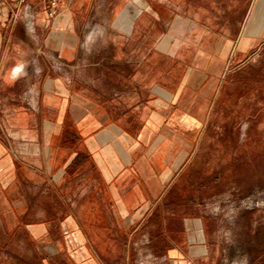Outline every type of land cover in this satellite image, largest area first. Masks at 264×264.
I'll use <instances>...</instances> for the list:
<instances>
[{
  "label": "crops",
  "instance_id": "1",
  "mask_svg": "<svg viewBox=\"0 0 264 264\" xmlns=\"http://www.w3.org/2000/svg\"><path fill=\"white\" fill-rule=\"evenodd\" d=\"M182 5L0 9V264H197L170 193L199 187L202 144L224 160L246 142L249 127L229 141L247 99L229 80L264 29L246 33L243 9L229 35L208 23L213 2Z\"/></svg>",
  "mask_w": 264,
  "mask_h": 264
},
{
  "label": "rangeland",
  "instance_id": "2",
  "mask_svg": "<svg viewBox=\"0 0 264 264\" xmlns=\"http://www.w3.org/2000/svg\"><path fill=\"white\" fill-rule=\"evenodd\" d=\"M211 1L208 23L212 19L215 26L224 25L229 35L237 34L235 27L244 16L246 33H251L253 22L264 29V0H183L182 8L190 2L204 6ZM251 45L246 58L233 63L236 70L229 80L232 89L247 90L245 107L230 111L229 141L249 127L246 142L239 145L237 154L234 147L238 145L228 144L224 160L209 152L206 142L202 144L194 162L198 173L190 177L199 187H179L170 193L182 216H192L190 227L198 238V252L204 253L197 264H264V30ZM260 111L255 121L252 116Z\"/></svg>",
  "mask_w": 264,
  "mask_h": 264
},
{
  "label": "built area",
  "instance_id": "3",
  "mask_svg": "<svg viewBox=\"0 0 264 264\" xmlns=\"http://www.w3.org/2000/svg\"><path fill=\"white\" fill-rule=\"evenodd\" d=\"M11 0H0V9L9 4ZM57 0H51V5L55 7ZM55 13V9H50L49 15H53Z\"/></svg>",
  "mask_w": 264,
  "mask_h": 264
},
{
  "label": "flooded vegetation",
  "instance_id": "4",
  "mask_svg": "<svg viewBox=\"0 0 264 264\" xmlns=\"http://www.w3.org/2000/svg\"><path fill=\"white\" fill-rule=\"evenodd\" d=\"M54 14H55V13H54ZM54 14H53V15H54ZM53 15H50V16H53Z\"/></svg>",
  "mask_w": 264,
  "mask_h": 264
}]
</instances>
